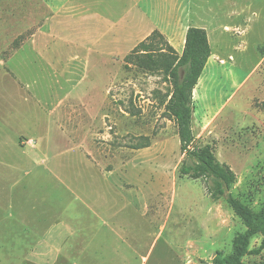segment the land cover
<instances>
[{
  "label": "rangeland",
  "instance_id": "rangeland-1",
  "mask_svg": "<svg viewBox=\"0 0 264 264\" xmlns=\"http://www.w3.org/2000/svg\"><path fill=\"white\" fill-rule=\"evenodd\" d=\"M106 1L111 9L100 25L94 14L89 15L91 18L82 15L83 18L74 23L64 20L63 25H56L63 34L73 33L76 29L82 31L85 38L97 37L103 31L106 33L102 38L106 49L104 117L100 114L97 122L91 126L87 137L89 146H86V150L83 147L84 153L93 162L95 173L91 172L95 175L89 174L88 177L80 161L74 162L72 168L61 170L68 176V185H71L73 192L78 187L83 192L81 194L89 196L86 192L90 191L99 198V202L105 203L101 207L105 211H100L98 218L88 212L85 214L83 219L93 222L90 228L97 230H83L84 247L77 245L82 243L78 242L82 232L77 230L69 243L73 247V257L59 259L58 263L211 264L217 251L224 256L232 252L234 237L245 231L246 227L224 199H210L203 179L179 173L184 154L180 149L176 124L162 104L170 91V83L162 73L146 72L134 63L127 64L125 60L132 45L144 40L147 37L144 38L145 34L149 32L150 35L154 30L159 31L170 45L174 44L180 54L181 41L171 40V44L162 32L175 24L168 22L164 25H148L142 22L141 16H137L135 22L138 37L119 42L113 38L111 20L122 9H126L117 8L116 0ZM170 1L149 0V11L153 6L162 10V6ZM178 1L186 12L182 21L177 23L176 33L181 34L184 27L192 23L212 25L216 28L214 37L220 47L218 57L208 61L198 86L193 89L192 145L209 144L215 158L229 165L236 174L230 193L252 209L258 210L264 202V73L259 70L248 83L239 87L238 84L258 56L264 55V0ZM9 7L3 10L0 4V42L2 37L6 39L3 43L8 44L0 49V58L4 60L38 26L27 22L23 27L17 23L18 9ZM102 8L100 6L101 11ZM90 9L99 13L96 7ZM6 10L8 14L2 13ZM73 14L76 19L80 15L77 11ZM1 15H6L5 18L10 17L7 15L12 16L7 22ZM48 29L49 25L45 26L44 30ZM209 37L212 41L213 35ZM63 44L59 46L62 57L83 53L72 45ZM216 44L213 45L215 49ZM89 59L90 65L86 70L75 63L66 74L60 73V77L56 76L52 67L39 60L34 70L29 66L16 65L17 58L12 60V71L27 87L20 89L10 79L11 96L17 97L16 108L24 115L21 118L22 125L28 126L33 121L32 116L39 122V129L47 126L55 128L58 124L59 127H68L71 132L72 127L87 123L84 114L80 113V107L74 108L71 116L73 119L66 118L67 123L63 115L58 119L56 112L49 115L45 108L31 113V102L27 101V97L29 92L43 105L51 106L50 103L58 97L63 98L65 91L70 90L67 85L76 84L69 81L79 80L84 73L88 78L98 74L100 56L93 53ZM14 73L10 71L17 79ZM102 83V77L100 83L96 80L94 85L87 79L77 88V91L87 90L95 97L91 107L95 114L102 104ZM85 98L89 99L88 96ZM62 108L65 110L66 106ZM52 136L61 140L58 135ZM70 137L82 139L81 135ZM61 146L65 145L62 143ZM41 170V166L33 168L30 177L37 179L42 174ZM78 171L84 179L76 185L72 183L73 174H69ZM24 187H27L26 192L52 198L58 203V208L63 207L61 202L65 198H71V193L65 191L62 184L53 181L21 184L18 190ZM2 218L0 216V264H23V257L28 251L31 252V259H35L34 249L18 247L22 233H18L13 223L10 232L1 231L8 226L3 225L8 223V218L5 222H2ZM263 240L264 236L260 234L251 238L249 252L243 256L242 264L264 261ZM49 259L53 260L47 257L42 261L49 263Z\"/></svg>",
  "mask_w": 264,
  "mask_h": 264
},
{
  "label": "crops",
  "instance_id": "crops-1",
  "mask_svg": "<svg viewBox=\"0 0 264 264\" xmlns=\"http://www.w3.org/2000/svg\"><path fill=\"white\" fill-rule=\"evenodd\" d=\"M165 2H167V0H165ZM106 3V0L0 1L3 10L6 6L18 9L17 23L23 25V27H25L27 22H33L38 25L34 31L28 33V35L16 45L17 47L8 59L4 60L0 58V184L2 186V188H0V216L4 217L2 218V222L6 221V217L8 218V223L3 224L4 226L8 224V226L5 228L3 227L1 231L4 233L10 232L13 229L11 227L13 223L12 226H16L18 233H22L19 238L21 243H18V247L34 249L33 252L36 258L31 259V252L28 251L24 257L22 256L24 260L23 264H59V259L73 257V251L71 250L73 247L69 245V243L75 235V232L81 230L82 234L78 242L81 241L82 243L79 244L77 242V245L84 247L83 242L85 235L83 234V230H97L96 228H90L93 222H90L87 218V220L83 219L85 214L88 212V214L90 213L98 218L100 211H105V209H101L102 205L105 203L102 204L99 202V198L95 194H91L90 191L86 192L89 193V196L81 194L83 192H81V188L79 189L78 187H76V192H73L72 189H70L71 185H68V176L64 175L62 171L63 168H72L74 162L79 163L80 161L88 177H90L89 174L95 175L93 171V168H95L93 162L87 157L88 155L84 153L83 147L86 150V146H89L87 137L90 135L91 126L97 122L100 114L102 118L104 117L102 109L106 95L104 92L106 86L104 69L106 49L103 46L104 43L102 38L104 39L106 33L103 31L101 35L98 34L97 37L93 36L89 38L87 36V38H85L82 31H76V29L73 33L69 32L63 34L62 30L56 28V25H63L64 20H69L68 23H74L76 20H79V18L85 16L88 18L90 14L97 15L96 22L100 25L105 21L104 17L111 9ZM116 3L117 8H124L126 11L122 9V11L118 12L116 17L111 20L113 21L112 34L115 40L121 42L122 40L137 38L139 32L137 31V24L135 21L137 16H141L142 22H147L148 25L149 23L164 25L165 23L173 22L175 25L171 24V29L168 28L165 31L162 30V32L166 34V38L170 42L171 40L181 41V46L179 48L180 53L184 46L185 34L188 26L204 28L208 33L209 44H211V55L208 61L213 57H218L220 47L216 44L214 37L216 28L214 26H208V24L206 25L203 23H192L186 25L181 31V34L176 33L177 23L182 21V17L186 12V9L183 11V7L179 1L171 0L167 3L168 7L166 4L162 6V10L158 9V6H153L150 11L149 0H116ZM100 6H103V11L100 10ZM11 7H9V9ZM91 7H96V10L99 9V13L98 11H95L96 13L92 12V9H90ZM165 7H167V9ZM75 11L80 13L77 19L75 18L76 15L73 14ZM6 12L7 14L9 13L7 10L2 13ZM100 12L101 15L103 14L102 16ZM4 16L6 15H1V17L8 22L12 15H7L10 17L6 18ZM93 19H95V17H93ZM47 25H49V29L44 30ZM210 34L213 35V42L210 40ZM148 35L149 32L145 34L144 38ZM4 39L5 38L1 37L2 43L0 42V49L8 46L7 42L3 43ZM61 43H64L63 46L72 45L83 53L77 54L74 57L67 55L66 57H62V53L59 52ZM171 44L173 43L171 42ZM214 44H216V49L213 48ZM136 45H132L131 50ZM173 47L177 48L174 44ZM93 53H96L101 59H99V63L97 64L98 74H93L88 78V75L82 72L84 74H81L79 80L72 79L69 81L70 83L76 84L67 85L70 87V90L65 91L63 98L58 99V97L53 103H50L51 106H49V104L43 105L35 95L32 96L29 92V97H27V101L31 102V113H35V111L38 110L41 111L45 108L46 111H49V115H54L53 113L56 112L55 114L58 119L60 115H63V119L65 123H67L69 117L73 119L71 116L72 113H74V108L80 107V113L81 115L84 114L85 122L87 123H81L78 127H72L73 129L71 132H69L68 127H59L58 124L55 128L47 126L44 129H39V122L32 116L31 118H33V121H31L28 126L22 125L21 118L24 115L20 113L19 108H16L15 104L18 102L16 100L17 97L14 98L11 96L10 79L12 78L20 89L27 87L23 85L14 71H12L11 67L13 63L10 64L12 60L17 58L15 62L16 65L29 66L33 70L36 68L37 60H39L45 65L52 67L56 76L60 77L64 75V73L66 74L70 69L69 67L73 66L75 63H78L83 70H86L90 65L89 55ZM229 58L231 59V55H229ZM259 70H262V74L264 73V55L258 56V59L252 65L250 71L242 79L240 84H238V87L248 83L254 73L260 72ZM10 71L15 74L17 79L10 74ZM60 73L62 75H60ZM202 74L203 72L201 76ZM201 76L194 90L198 86ZM101 77L103 80L100 88L102 104H100V108L97 114H95V112L91 110L92 101H94L95 97L91 96V92L87 90L79 92L77 88L81 82H86L87 79H89L92 85L95 84L96 80L100 83ZM68 80L69 79H67L65 83L68 82ZM74 87L75 90H73ZM194 90L193 94L195 92ZM73 94H75L74 97L72 96ZM87 96L89 99L85 98ZM80 97L82 98L79 99ZM23 98H25V96H23ZM12 99L14 101H11ZM63 106H66L65 110L62 108ZM54 134L60 136L61 140L59 141L57 138H54L52 136ZM74 135H81L82 139L79 140L78 138L74 139L70 137ZM85 139L86 141H84ZM62 143L65 145L64 147L61 146ZM38 166H41L42 174H40L37 179L31 178L30 174L32 169ZM91 170L94 173H92ZM69 175L74 178L72 183L76 185H79L78 182L84 179L79 171L72 172ZM44 180L62 184L65 187V191L71 193V198H69V200L65 198L63 202H61L62 208H58V203L52 198L46 196L42 197V195L34 194L33 192H26L27 187L19 188L18 190L21 184L28 185L29 183H35V181L36 183H42ZM3 185H5V188ZM79 194H81V196ZM95 196L97 198H95ZM77 226L79 228H76ZM6 228L8 229L5 230ZM47 257H51L53 260L49 259L51 261H49V263L48 261H42L43 259H47Z\"/></svg>",
  "mask_w": 264,
  "mask_h": 264
},
{
  "label": "trees",
  "instance_id": "trees-1",
  "mask_svg": "<svg viewBox=\"0 0 264 264\" xmlns=\"http://www.w3.org/2000/svg\"><path fill=\"white\" fill-rule=\"evenodd\" d=\"M210 55L206 30L188 26L180 54L159 31L154 30L130 51L125 60L127 64L134 63L146 72L162 73L170 83V91L162 104L176 124L180 149L184 154L179 173L203 179L210 199H224L246 227L245 231L234 237L232 252L224 256L217 251L211 264H242L243 256L249 252L251 238L258 234L264 236V202L258 210H254L234 197L230 193L236 181L232 168L215 158L209 144L192 145L193 89ZM253 264H264V261Z\"/></svg>",
  "mask_w": 264,
  "mask_h": 264
}]
</instances>
